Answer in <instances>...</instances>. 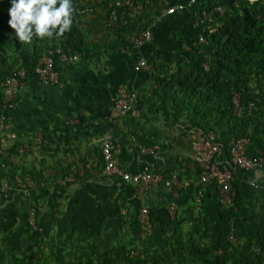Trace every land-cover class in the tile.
<instances>
[{"label":"crops","instance_id":"obj_1","mask_svg":"<svg viewBox=\"0 0 264 264\" xmlns=\"http://www.w3.org/2000/svg\"><path fill=\"white\" fill-rule=\"evenodd\" d=\"M189 2L171 0L172 5ZM237 4L238 0H196L190 11L162 18L150 43L139 48L125 46L126 53L120 52L122 44L115 51L108 49L109 43L98 45L94 49L95 59L79 54L81 58L70 65L60 61L59 85L45 86L31 79L22 87L16 98L17 108L9 117L11 128L0 133V138H5V151L10 152L6 156L20 173L31 172L46 178L48 184L40 185L36 193L41 207L36 210L37 232L32 235L26 224V215L32 206L28 196L0 194V240L6 238V250L19 252L25 247L33 251L39 245L36 238L41 235L51 245H56L57 251H62L59 242L68 245L80 240L82 246L78 250L87 257L92 256L95 248L106 249L121 239L131 247L149 245L150 241L142 240L139 234L136 216L141 201L135 196L133 184L103 173L100 140L116 114L117 89L123 85L138 92L149 84L148 72L135 71L141 59L167 63L171 52L197 43L200 37L195 20L200 10L222 5L230 11ZM158 8L159 4L151 8L154 15ZM83 13L86 11L81 14L83 26L102 33L103 27L93 30L87 20L92 18L102 24L100 16ZM107 30L104 35L92 36L91 42H113L120 38L114 29ZM110 74L115 75L114 80ZM114 135L120 140L116 154L127 172L138 174L150 169L162 176L165 173L177 175L181 182L198 180L192 177L202 156V135L182 124L167 125L159 115L150 113L140 98L115 125ZM14 146L16 151L12 153ZM140 146H158L160 151L156 157H140ZM258 151L256 144H249L246 155L252 158ZM74 163L83 166L77 174L73 173L76 165L69 169ZM66 172L81 179L77 186L64 188L52 184L53 178H60ZM235 180L241 191V209L229 230L260 246L264 242V173L236 174ZM192 190L185 187L179 193L175 200L177 212L172 216L168 207L174 201L173 191L163 183L151 187L146 205L154 211L153 222H161L153 235L155 243H166L164 230L168 233L178 228L187 231L199 216L211 223L219 220L217 200L206 198L197 210ZM232 210L224 209L225 213Z\"/></svg>","mask_w":264,"mask_h":264},{"label":"trees","instance_id":"obj_2","mask_svg":"<svg viewBox=\"0 0 264 264\" xmlns=\"http://www.w3.org/2000/svg\"><path fill=\"white\" fill-rule=\"evenodd\" d=\"M117 1L73 0L75 11L70 32L59 39L34 38L30 44H21L8 24L10 0H0V113L7 100V82L16 76L20 87L18 96L29 80L38 79L35 68L49 50L62 48L67 54H83L95 59L94 49L98 45L109 43L108 49L114 51L121 44L123 47L128 46L125 41L126 33H138L160 17V6L155 15L151 10L158 4L154 2L141 12H134L129 8L119 9L118 14L124 15L128 21L126 25L111 22L109 17L112 6ZM85 11L98 14L103 20L102 25L104 21L109 22L110 28L107 31L114 29L121 39L117 37L113 42H91L95 32L83 26L81 14ZM200 13L199 11L198 14ZM198 31L203 42L190 44L185 50L176 49L169 54L170 60L167 63L149 61L153 67L148 72L150 82L137 92L138 97L150 113L159 115L167 125L182 124L189 130L200 133L203 139L214 134L212 141L221 146L219 159L223 163L231 161L232 142L241 138L249 139L251 144L258 146V153L264 154V0L254 3L238 0L232 10L217 16L208 24H201ZM97 56L100 57L98 54ZM60 61V57L55 56L58 71ZM236 94L241 97L240 113L234 108L233 99ZM10 114L8 112L5 116L7 123ZM114 137L117 139L116 135ZM15 151L14 146L11 152ZM7 153L10 154L7 151L0 154V184L6 181L12 188L17 187L14 179L18 175L27 177L36 184V188L28 196L32 206L26 215L29 234H34L37 232L36 210L41 207L36 193L41 189L40 185L45 186L47 181L31 172L20 173L18 167L13 166V162L6 156ZM73 165L76 164H70L69 169ZM77 171L76 168L73 173L77 174ZM195 171V177L192 178L197 180L202 173L198 163ZM234 174L236 179L237 173ZM164 176L168 178L171 174L165 173ZM80 180L78 176L75 179L72 173L66 172L51 181L53 185L68 188L77 186ZM63 181L67 183L64 185ZM234 186L238 196L230 213H225L219 204L215 184L207 188H191L195 200L202 192V204L206 198L213 197L217 200L219 220L211 223L199 216L187 231L182 228L172 233L162 230L166 234V243L157 244L153 240L160 221L154 222V233L148 239V246L131 247L121 239L106 249L95 248L89 257L79 252L78 248L82 246L80 240L68 245L59 242L62 251H57V246L51 245L41 235L36 238L39 245L35 250L28 251L24 247L23 250L14 252L6 250V238H3L0 240V264H264V242L258 246L254 240L240 237H237V244L233 245L229 241V227L237 216V211L241 209V191L236 180ZM149 210L153 217L154 211ZM31 214L34 226L29 220Z\"/></svg>","mask_w":264,"mask_h":264},{"label":"built area","instance_id":"obj_3","mask_svg":"<svg viewBox=\"0 0 264 264\" xmlns=\"http://www.w3.org/2000/svg\"><path fill=\"white\" fill-rule=\"evenodd\" d=\"M154 2H158L160 6V17L156 18L146 29H143L138 33H126L125 41L129 47L139 48L152 42L154 38V29L162 18L169 15H175L178 12L190 11L196 0H190L189 3L181 5H172L171 0H118L112 6L113 9L109 17L110 21L126 25L128 21L124 15L118 14L119 9L129 8L134 12H141L145 10L146 6L153 5ZM226 11L227 9L222 5H218L215 8L200 10L201 13L198 14L195 23L198 27L201 24H208L217 16L224 15ZM199 41L203 42V38L200 37ZM126 50L125 46L120 48L121 53H126ZM55 56H59L60 60L65 65H70L81 58L79 54H67L62 48L49 50L43 55L39 65L35 68V73L38 76L37 80L42 85L54 86L61 83V73L56 68ZM205 69L209 70V67L205 66ZM152 70V65L145 59H141V61H139V63L135 66L136 72H151ZM21 75L23 76L24 74L22 73ZM19 88L16 76L12 77L11 81L6 84L5 94L7 96V100L4 109L0 113V132L10 129L9 121L8 123L5 121V116L8 112L12 113L16 110V97ZM138 98L139 97L136 91L129 90L123 85L118 87L117 98L115 100L116 114L113 116L111 127L105 132L100 140V148L104 162V175L113 179H120L122 181L132 183L135 188V196L139 201H141V207L136 218L141 239L147 241L153 234L154 223L149 207L146 205V197L151 187L160 183H163L166 188L173 191L174 201L171 202L168 207V212L172 216L176 214L178 208L175 200L185 187L199 188L200 186H203L207 188L215 184L217 187L219 204L224 209H234L238 196L237 188L234 186V173H264V154L259 152L255 157H248L246 152L247 146L251 144L250 140L241 138L232 142L231 161L223 163L219 159L222 153V148L220 145L213 143L212 140L214 138V134H211L209 138L204 139L201 144L202 156L198 159L197 163L202 170V173L197 181L188 180L181 182L177 175L166 178L160 174L152 173L150 169H146L138 174H131L122 168L121 162L116 154L120 147V140L114 137V131L115 125H117L122 118L128 115ZM233 102L235 111L240 113V94H236L234 96ZM251 107L252 104L250 105V108ZM5 150V139L1 138L0 154L4 153ZM138 151V155L140 157L147 155L156 157L160 148L158 146H140ZM3 167L5 168L6 165ZM82 168V164H79L77 170H81ZM14 180L17 187L12 188L6 181H4L0 184V194L2 193L3 195H8L11 193H21L29 196L33 189L36 188L35 182L27 177L17 176ZM62 183L65 185L67 181H63ZM202 197V192L200 191L197 198V210H199L202 204ZM125 212L126 211L124 210V213ZM29 220L31 225L34 226L33 214H31ZM229 241L233 245L238 243V238L233 230H230Z\"/></svg>","mask_w":264,"mask_h":264},{"label":"clouds","instance_id":"obj_4","mask_svg":"<svg viewBox=\"0 0 264 264\" xmlns=\"http://www.w3.org/2000/svg\"><path fill=\"white\" fill-rule=\"evenodd\" d=\"M10 3L8 24L21 44H30L34 38L59 39L71 31L73 0H10Z\"/></svg>","mask_w":264,"mask_h":264},{"label":"rangeland","instance_id":"obj_5","mask_svg":"<svg viewBox=\"0 0 264 264\" xmlns=\"http://www.w3.org/2000/svg\"><path fill=\"white\" fill-rule=\"evenodd\" d=\"M100 1V0H99ZM92 14H94L93 12L92 13H83V15H85V16H90V15H92ZM83 17V16H82ZM88 20V22L89 23H91L92 25H91V28H93V30H97L96 28H102L103 27V29H102V33H96V31H95V33L92 35V36H100V35H104V33H105V31H106V28H110V26H109V22L107 23L106 21H104V24L102 25L101 24V22L100 21H93L92 20V18H88L87 19ZM101 21H103V20H101ZM105 23H106V25H105ZM105 30V31H104ZM149 62V61H148ZM110 77H111V79H113L114 80V78H115V75L114 74H110ZM10 128H11V126H10ZM3 134V133H2ZM1 138H4L3 136L1 137ZM0 138V139H1ZM5 143H6V141H5ZM113 245H114V243H113Z\"/></svg>","mask_w":264,"mask_h":264}]
</instances>
